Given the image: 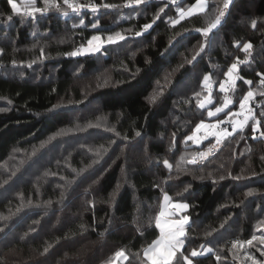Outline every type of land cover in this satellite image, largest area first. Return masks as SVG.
<instances>
[{"label":"trees","instance_id":"trees-1","mask_svg":"<svg viewBox=\"0 0 264 264\" xmlns=\"http://www.w3.org/2000/svg\"><path fill=\"white\" fill-rule=\"evenodd\" d=\"M14 2L23 10L22 0ZM105 2L120 4L123 0ZM165 2L150 0L146 5L100 9L98 13L84 9L79 15L69 10L68 16L53 10L32 19L17 16L7 0H0V48L4 49L0 56V107L7 109L0 112V216L7 217L0 219V258L5 264H101L119 248L130 257L137 252L142 255L159 236L154 217L163 196L156 184L173 200L190 206L184 213L191 224L185 243L188 249L200 244L226 249L231 239L250 238L256 221L264 216V161L260 159L264 140L252 139L247 129L225 140L208 162L183 163L177 168L182 155L187 160L198 148L194 142L193 147L183 143L186 135L201 119H215L208 117L207 109L197 107L205 91L200 76H216L213 102L220 106L225 95L219 92L223 73L237 57L245 58L240 47L250 42L252 56L249 63L239 65L240 75L253 80L252 87L257 86L255 72H264V0H232L228 18L192 63L185 58L191 60L204 39L194 30L202 26L203 18H187L172 28L169 17L176 18L177 13L171 4L140 37L129 35L96 54L65 55L95 34L91 22L97 16L104 29L138 31ZM194 2L179 0L185 7ZM215 2L218 0H210V5ZM38 6H42L41 0ZM136 7L139 13H135ZM7 15L13 19L7 20ZM81 18L85 24L74 28ZM252 19L258 21L256 29L250 25ZM41 48L44 58H40ZM106 78L110 79L105 85ZM158 82L163 95L151 103L149 97L158 89ZM248 87L237 80L235 92L228 93L236 106ZM196 92L200 97L194 96ZM97 117H106L107 126L120 133L117 136L104 126L85 130L84 135L93 134L94 148L103 145L102 157L85 147H74L72 152L67 146L62 160L47 161L46 165L40 160L33 162L36 152L51 148L52 143L45 144L49 137L76 122L96 123ZM173 133L176 143L169 151ZM240 135L244 139H239ZM40 157L47 156L43 153ZM165 159L173 165L171 172L164 166ZM29 164L34 167L31 171L26 170ZM228 172L243 178L235 180ZM220 175L225 179L220 180ZM168 176L172 178L162 183ZM249 189L258 191L246 197ZM225 218L230 219L221 228ZM149 220H153L151 226ZM81 224L90 227L81 232ZM211 229L217 231L205 237V231ZM49 245L48 253L42 254ZM195 259L199 264H215L211 254ZM132 264L138 261L133 259ZM228 264H234L230 255Z\"/></svg>","mask_w":264,"mask_h":264},{"label":"snow or ice","instance_id":"snow-or-ice-1","mask_svg":"<svg viewBox=\"0 0 264 264\" xmlns=\"http://www.w3.org/2000/svg\"><path fill=\"white\" fill-rule=\"evenodd\" d=\"M7 2L11 6L12 12L17 16L35 19L37 14L44 15L53 10L62 13L64 16L69 15V10L79 15L84 9H89L92 13H98L100 9H119L121 7L146 5L150 2V0H123L120 4L105 2V0H100L99 3H97L96 0H41L42 6H38V0H22L24 5L23 10L18 7L14 0H7ZM169 4L176 6L177 13L176 18L169 17L168 23L172 28H175L181 23V21H184L187 18L196 16H201L203 18L202 26L197 27L194 30L199 32L204 39L200 43L199 50L192 56L191 60H187V58H185L187 63H192V61H195L197 56L204 52L205 48L211 44L214 30L221 24L230 5L232 4V0H218V2L211 5L210 0H195L194 3H190L186 7L180 6L179 0H166V2L163 3V5L153 14L151 22L144 23L140 26V30L138 31L132 28L123 31H111L104 29L100 24V18L97 16L93 22H91V28L96 30L95 34H92L90 38L87 39L86 44L79 45L73 51L65 53V55L74 57L85 54H96L105 50L106 45L117 44L120 41H125L129 35L140 37L151 29L157 20L161 18V14L165 13V9L168 8ZM6 18L11 21L13 16L7 15ZM130 18L131 17H121V19ZM84 24L85 21L81 18L79 20V24H74L73 27H80ZM250 25L253 29H256L258 25L257 19H252L250 21ZM184 31H188V29H184ZM176 35H180V33H176ZM236 43L237 47H240L239 42ZM252 49V43H243L240 50L246 53L245 58L241 60L237 57L235 62H232L231 66L227 68V71L223 73L225 79L219 82V92L224 93L225 95L222 98L220 106L215 107L214 111L211 109L207 111L208 117L216 118L215 123L206 124L205 121L201 119L200 122L195 125L192 133L190 135H186L183 140V143L185 144L188 141H193L194 143L199 144L203 140L208 139L211 135L216 138V143H210L204 151L197 152L191 159L186 160L185 156L182 155L180 157V161L177 162L178 169L183 163L198 165L200 162L207 160L210 156L215 155V153L220 150V148L224 145L225 140L230 137L235 138L237 133H244L246 129L249 131L252 139L264 140V72H255V76L259 77V81L256 87H252L254 81L251 79H245L242 75H240L239 68L240 64L249 63V57L252 56ZM3 54L4 49L0 48V56ZM44 57L45 52L44 49L41 48L40 58ZM15 63L16 61L13 60V64ZM29 67H31V64H29ZM180 67H183V64H181ZM109 79L110 78H106L104 80L105 85L109 82ZM237 80H242L243 83L249 87L248 90L238 99L239 107L238 110L234 111L230 107L234 101L228 93L235 92ZM165 81H167V77H165ZM212 83L213 81L210 75H203L201 87L202 90L208 91V97L206 98V102H198L197 107L200 109H206L208 105L212 104ZM97 86L99 87L101 85L98 84ZM162 95L163 89L158 82V89L154 91L151 97H149V101L151 103H155ZM200 95V92L194 93V96L197 98L200 97ZM257 97H260L261 99L258 101ZM9 103H11V101H9ZM5 111H7L6 108L0 107V112ZM220 114H223V118H220ZM239 117L243 118L238 119ZM96 121V123L88 121L83 125L76 122L71 128L59 130L53 136L49 137V140L45 143H50L59 137L66 136L77 131H85L88 128H99L101 126H104L106 130L115 133L117 136L120 135L114 127L107 126L106 117H97ZM221 125H223V127H220ZM229 127L231 128V131H229ZM202 131L204 134L202 136L198 135V133H201ZM136 135L140 136L141 133L137 132ZM175 135L176 133H173V140L169 147V151H171L175 146ZM239 139H244V136L240 135ZM114 142L115 141H110V143ZM83 147L84 145H81V148ZM102 149L103 145H100L99 148L89 147L87 150L93 153V155L97 158H100L102 157ZM248 151H251V149L249 148ZM241 155H243V153H241ZM260 159L264 161V155H262ZM96 162L97 161H93V163ZM163 163L169 172H171L173 165L169 163L167 159H165ZM221 167H223V165H221ZM48 174L49 173H45V175ZM52 175H55V173H52ZM227 176L232 177L235 180L243 178L242 175L233 176L231 172H228ZM171 178V176L164 178L162 183H167V181ZM219 179L223 180L225 179V176L220 175ZM5 183H7V181H5ZM213 183H215V180ZM155 186L161 189L163 196V205L154 217L155 227L159 229V236L142 250V255L140 252H137L130 257L124 248H119L111 256L104 259L101 264H124L125 261H128V264H132L133 259L138 261V264H199V261L195 258L203 257L207 254H211L214 257L215 264H228L229 255L231 256V260L234 264H264V216L256 221L254 225L255 230L251 233L250 238L236 237L231 239L226 242V244H230V247H227L226 249L225 246H220L217 249L212 246H207L206 244H200L199 248L192 247L188 249L185 247V243L186 239L190 235V217L187 214L180 215L179 218L175 217H177L179 213H186L190 207L189 204L185 202H174L172 196H170L168 192L161 187V184H156ZM189 187L190 185L186 186L184 191H187ZM117 188H119V185ZM257 191V189H249L246 193H244V195L246 197H251ZM177 196H180L179 192L177 193ZM169 209L172 211H169ZM19 210L20 209L18 208L17 211ZM0 219H7V217L0 216ZM228 219L230 218H225V220L221 222V228L225 226ZM34 223H38V221H34ZM152 223L153 220L148 221L149 226H151ZM88 227L90 226L85 224H81L79 226L81 232L87 231ZM0 231H3V229H0ZM137 231H140V229L137 228ZM213 231L217 230L211 229V231H205V237L211 236ZM50 247L51 245L44 247L42 254L48 253ZM251 249H254L255 251L253 252ZM225 251V255L220 254ZM256 253H259V257ZM0 264H5L3 258H0Z\"/></svg>","mask_w":264,"mask_h":264},{"label":"rangeland","instance_id":"rangeland-1","mask_svg":"<svg viewBox=\"0 0 264 264\" xmlns=\"http://www.w3.org/2000/svg\"><path fill=\"white\" fill-rule=\"evenodd\" d=\"M18 5V4H17ZM135 13H139L140 12V9H139V7H136L135 8ZM219 37H221L220 35H219ZM213 42L214 43H217L218 42V40L216 39V38H214L213 39ZM235 62V61H234ZM198 73V72H197ZM212 81H213V83L212 84H214V82L216 81H218V79L216 78V76H212ZM225 79V77H223V79L222 80H224ZM200 81H201V84H202V81H203V75L202 76H200ZM188 87H185L184 88V90L183 91H185L186 89H187ZM183 89V86L180 88V90H182ZM181 93V92H180ZM211 98H212V104L211 105H208L207 106V110H209V109H211V110H215V106H214V103L215 102H213L214 100L216 101V95H214V91L213 90H211ZM208 97V91L207 90H205L204 91V99H203V101L204 102H206V98ZM233 101H235V99H233ZM221 102H222V100H221ZM1 104V103H0ZM230 107H232V108H234L233 110L235 111V110H238V107H239V105L237 104V106H236V102H234ZM210 118V117H209ZM243 117H239L238 119H242ZM207 120V119H206ZM205 121V120H204ZM93 129V128H92ZM91 129V130H92ZM89 131V130H88ZM87 131H85V132H74V133H72V134H69V135H66V136H63V137H60L62 140H60V141H57V142H54V141H52V142H50L49 144H51L52 143V145H51V148H46V149H43L42 151H39V152H36L35 153V156H33V157H35V160L33 161V162H35L36 160H40V162H42V163H44V165H46L45 163L47 162V161H51V160H53V161H57L58 159H64V157L66 156V154H67V152H64L63 150H67V146L70 148V150L73 152V148L74 147H80L81 145H84V147L86 148V149H88L89 147H92V148H94V146H93V134L92 135H84V133H86ZM85 136H87V139H85ZM57 139H59V138H57ZM66 142V144L65 145H63L64 143ZM192 142L193 141H188L187 142V144H190V145H187V147H193V144H192ZM45 144H47V143H45ZM195 144V143H194ZM44 145V144H43ZM42 145V146H43ZM41 146V147H42ZM43 153H45L46 154V156L47 157H45V158H41L40 157V155L41 154H43ZM20 156H22L23 158H25L26 157V155H23V154H20ZM192 157H190L189 159H191ZM34 167H33V165L32 164H29L28 166H27V168H26V170H28V171H31L32 169H33ZM174 202H181V201H178V200H173ZM162 204H163V201H162ZM169 211H172L171 209H169ZM180 215H185L184 213H179L178 214V216L177 217H175V218H179V216Z\"/></svg>","mask_w":264,"mask_h":264},{"label":"built area","instance_id":"built-area-1","mask_svg":"<svg viewBox=\"0 0 264 264\" xmlns=\"http://www.w3.org/2000/svg\"><path fill=\"white\" fill-rule=\"evenodd\" d=\"M228 16H229V9H228V11H227L225 17L223 18L222 22L226 21V19L228 18ZM213 89H214V84L211 85V90H213ZM221 118H223V117H221ZM215 120H216V118H215V119H211V120H207V121H205V123H206V124L215 123ZM220 127H223V125H221ZM229 131H231V128H230V127H229ZM203 134H204L203 131H202L201 133H198V135H201V136H202ZM211 137H214V136H211V135H210V136L208 137V139L203 140V141H202L201 143H199V144L196 143L197 146H198V148L195 150V154H196L197 152L204 151V150L209 146L210 143H211V144H215V143H216V138L213 139V140H209ZM218 152H219V151H217V152L215 153V155H216ZM195 154H194V155H195ZM215 155L210 156L207 160L202 161V162H200L199 164H204V163L208 162L209 160H211L212 158H214Z\"/></svg>","mask_w":264,"mask_h":264},{"label":"crops","instance_id":"crops-1","mask_svg":"<svg viewBox=\"0 0 264 264\" xmlns=\"http://www.w3.org/2000/svg\"><path fill=\"white\" fill-rule=\"evenodd\" d=\"M163 201V200H162ZM179 201V200H178ZM181 202H183V201H181ZM186 203V202H185ZM163 205V204H162Z\"/></svg>","mask_w":264,"mask_h":264},{"label":"bare ground","instance_id":"bare-ground-1","mask_svg":"<svg viewBox=\"0 0 264 264\" xmlns=\"http://www.w3.org/2000/svg\"><path fill=\"white\" fill-rule=\"evenodd\" d=\"M253 12V11H252ZM148 98V97H147ZM196 116V115H195Z\"/></svg>","mask_w":264,"mask_h":264}]
</instances>
